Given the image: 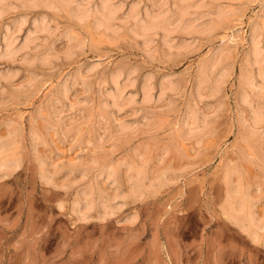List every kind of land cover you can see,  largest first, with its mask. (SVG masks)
<instances>
[{
	"label": "rangeland",
	"instance_id": "obj_1",
	"mask_svg": "<svg viewBox=\"0 0 264 264\" xmlns=\"http://www.w3.org/2000/svg\"><path fill=\"white\" fill-rule=\"evenodd\" d=\"M125 1L124 12L130 0ZM152 1L156 7L161 3L160 7L168 6L171 10L175 5L190 0H172L174 6L170 4V0H156V3ZM263 1L217 0L218 5L229 9L230 15L215 25L210 33L204 31L200 35L196 34L191 37L193 41L188 38V44H194V47L192 44L189 46L191 50L187 47L185 50L189 49L188 51L181 50L170 55L161 47L163 45L160 44L159 37L149 46L141 47L140 38H134L128 32L130 30H126L127 27L118 28L120 31L110 34L99 29L96 31L91 18L75 24L64 11L40 7L35 8L38 11L19 10L17 7L0 16V36L5 25L11 27L17 17L27 16L25 27L22 26L17 34L19 41L31 27L33 18H39L40 15L47 17L45 23H50L47 25L48 32L38 33L42 36H36L38 41L35 40L34 45L41 44L39 47L43 51L44 46L48 43L50 45L52 41L51 52L59 56V59L53 58V62L50 61L47 65H41L37 61L29 65L24 61L20 62L26 56L24 52H20V56L16 55L13 61L7 63L8 66L4 65L6 62L0 63L3 65H0V71L15 68L12 71L17 74H14L16 77L12 76L14 79L11 77L13 80H0L3 87L2 89L0 85V147L4 142L12 141L13 147L6 153L14 154L17 159L20 157V166L16 172L0 181V264H264L263 248L252 244L230 221H225L222 209L219 210L228 188L226 184L230 181L235 187L243 185L245 190L251 187L247 190L250 198L256 202L261 197L255 203V213L260 216L264 213V122L258 123L259 126L254 122L256 127L249 123L250 117L253 119L252 108L246 105L243 107L244 103L241 105L239 96L244 88L241 80L244 79L246 69H250L247 57L248 32L264 9ZM143 3L149 4L147 1ZM215 5L216 3L213 4ZM71 34L75 38L85 39V44L79 50H74L76 55L73 53L68 59L64 52L71 44ZM43 35L46 40H42ZM226 36L228 37L225 38ZM34 45L29 49H33ZM25 51L29 52L28 49ZM149 51L151 54L147 53ZM219 52L228 68V77L219 93L200 99L201 95L198 97L195 94L197 89L193 88V85L197 88L200 66L208 61L211 53L214 55ZM91 62L99 63L97 66L95 63L92 65L95 70L90 67ZM241 67H244V73ZM132 70H135L133 78L129 79L133 81V85L124 90L120 99L121 106L127 107L123 106L122 110H118L121 106L118 105V108L113 105L109 95L110 91L114 92V87L110 84L111 78L116 71H120L121 83L126 79L124 74L127 71V75L132 76ZM142 75H146L145 78L149 76L152 85L150 93L153 100L146 103L140 96L145 79H142ZM159 76L171 79L175 85L174 90L159 95L157 85L163 80L158 79ZM62 88L64 91L67 89L65 98H61L64 92ZM259 89L263 90L255 88L264 96V90L261 92ZM128 92L133 97L126 96L129 95ZM54 96L56 98H52ZM105 97H109V100ZM135 97L137 99L133 100ZM57 100L60 102H56ZM190 109L193 113L189 112ZM183 113L187 116L183 117ZM78 119L81 121L79 124ZM60 122L71 126L68 129ZM91 123L93 124L90 125ZM120 125L124 126L122 129L125 131H122ZM183 126L189 130L184 131ZM118 128L121 129V134ZM102 131L106 133L103 135ZM114 131L119 133L115 134ZM107 132H111V135ZM102 135L104 141L98 145L97 137ZM112 136L116 137L111 138ZM254 144L258 148H254ZM259 154L262 161L257 159ZM68 165H71L72 170ZM40 172L46 176L50 174L53 179L49 175L46 178L48 182L39 181L37 175ZM226 173L228 176L230 174L229 181ZM225 178L227 182H224ZM135 180L145 188L143 198L134 199L130 196L134 189L140 187ZM149 182L155 186L154 189L150 188L152 185ZM155 183H158L157 187ZM54 184L56 187H53ZM230 184L228 186L233 187ZM81 189L84 193L80 192ZM126 192L128 198L123 200L122 196H126ZM78 194L87 196L88 202L94 205L93 211L91 209L89 212L90 219L88 216L86 220H77V215H73L69 209L80 198ZM115 195H121L122 201L118 196L117 201ZM100 199L102 203L104 201L103 204L109 200L113 204L117 202L116 208H119L118 203L123 207L117 209V213L114 211L115 214L109 218L100 220L96 213V208L101 205ZM60 203L62 207L59 209ZM130 214L133 216L132 221H122L123 217L131 218Z\"/></svg>",
	"mask_w": 264,
	"mask_h": 264
},
{
	"label": "bare ground",
	"instance_id": "obj_2",
	"mask_svg": "<svg viewBox=\"0 0 264 264\" xmlns=\"http://www.w3.org/2000/svg\"><path fill=\"white\" fill-rule=\"evenodd\" d=\"M144 1H147V3L149 2V4H145L143 3ZM162 1V0H161ZM164 1V0H163ZM167 1V0H165ZM178 1V0H176ZM181 1V0H180ZM187 1V0H186ZM126 1L125 0H0V16H2L3 14L9 12L11 9H17V7H19V10L20 8L22 9H30V10H33L35 11L36 7H40V8H44L46 10H49V9H52L54 11H64L68 14L69 16V19H71L73 21V23H80L82 21H85L86 19H92L93 20V29H95L97 31V29L102 30L103 32H109L110 33H114L118 30V28L120 29L121 27H127L128 29L126 30H130L128 31L134 38L135 37H138L140 38L139 41L141 40V47L142 46H149L151 43H154L152 42L154 39H157V37H159L160 39V44L163 45L161 47H164L163 49H165L166 53L167 54H177L179 53L181 50H185L187 47L189 48V46H191V44L193 43H189L188 44V41L189 39L188 38H191L193 37L194 35L196 36L197 35H200L202 34L204 31L206 32H209L213 29V27L221 22H223L229 15H230V11L229 9L227 8H224L223 6H220L218 5L217 3V0H190L188 2H185L181 5H175V7L173 9H168V6L166 7H160V4H159V7H156L153 3L152 0H130L129 4L127 5V8H126V11L124 12L123 9L125 7V3ZM128 2V0H127ZM154 2L156 3V0H154ZM168 2V1H167ZM170 4L172 3V0L169 1ZM182 2V1H181ZM221 2V1H220ZM141 3H143L142 5H140ZM166 3V2H165ZM175 3V2H174ZM178 3V2H177ZM216 3L215 6H213V4ZM262 3V2H261ZM158 4V2H157ZM173 4V3H172ZM179 4V3H178ZM259 4V3H258ZM263 4H264V1H263ZM262 4V5H263ZM164 4H162L163 6ZM167 5V4H166ZM233 5V4H232ZM174 6V4H173ZM256 6V5H255ZM172 7V6H171ZM32 8V9H31ZM170 8V7H169ZM253 8V7H252ZM15 9V10H16ZM35 9V10H34ZM263 9V8H262ZM11 10V11H12ZM39 10V9H38ZM36 10V11H38ZM42 10V9H41ZM250 10V9H249ZM43 11V10H42ZM20 12V11H19ZM26 12V11H25ZM29 12V10H28ZM237 12V11H236ZM10 13V12H9ZM24 13V11L22 12ZM27 13V12H26ZM19 14V13H18ZM45 14V13H44ZM48 14V13H46ZM61 14V13H60ZM246 14V13H245ZM256 14H259V13H256ZM16 15V14H15ZM20 15V14H19ZM32 15V13H31ZM40 15V14H38ZM43 15V14H42ZM50 15V14H49ZM52 15V14H51ZM62 15V14H61ZM232 15V14H231ZM255 15V14H254ZM31 17V16H29ZM39 18H33L32 20V24H31V27L29 28V30L27 31L26 30V33L23 35L24 37H21V40L19 41L17 39V34L21 31L22 29V26H24V24L26 23V19H27V16L25 17V15H21L19 17L14 18L16 19L13 23V25L11 27H6V25L4 26L5 29L3 30L1 36H0V63H2L1 61L3 62H6V64L4 63V65H7L8 62H11L13 61V59H15V56H20L18 53L20 52H24L26 54V56H24V58L20 61H24L26 62L27 64L29 65H32L34 64V62H40L41 65L42 64H48L50 61H52L51 59L55 58L54 60H57L59 59L55 54H52L51 52V48L53 47L52 45V41L50 42L52 45V47L49 45H45L44 46V50L41 51V48L39 47L41 44L38 43L39 46H37L36 44L34 45L35 43V40L38 41L36 38V36H38L39 34H42L44 31H47L48 29V26L50 23L46 22L45 23V20L47 19V17L45 18V16H38ZM66 17V16H65ZM64 17V18H65ZM254 17V16H253ZM4 18V17H3ZM50 19V18H49ZM234 19V18H232ZM256 19V18H255ZM13 20V18H12ZM66 20V19H65ZM70 20V21H71ZM31 21V19H30ZM49 21V20H48ZM51 21V20H50ZM11 23V22H10ZM11 23V24H12ZM10 24V25H11ZM71 23H69L70 25ZM2 25V24H1ZM27 25V24H26ZM91 25V26H92ZM249 25V24H248ZM251 25V24H250ZM75 26V25H74ZM90 26V27H91ZM25 27V26H24ZM53 27V25H52ZM51 27V29H52ZM72 27V26H71ZM77 27V26H76ZM95 27V28H94ZM3 28V27H2ZM27 28V27H26ZM50 28V27H49ZM56 28V27H55ZM78 28V27H77ZM66 29V28H65ZM64 29V30H65ZM74 29V28H73ZM224 29V28H223ZM234 29V28H233ZM238 29V28H237ZM50 30V29H49ZM53 30V29H52ZM50 30V31H52ZM86 30V29H84ZM88 30V29H87ZM94 30V31H95ZM231 30V29H230ZM56 31V30H55ZM67 31V30H66ZM98 31V32H99ZM120 31V30H118ZM48 32V31H47ZM54 32V30H53ZM52 32V33H53ZM61 32V31H60ZM85 32V31H84ZM204 32V33H205ZM216 32V31H215ZM218 32V31H217ZM222 32V31H221ZM39 33V34H38ZM57 33V32H56ZM63 33V32H62ZM66 33V32H65ZM101 33V32H100ZM128 33V34H129ZM228 33V32H227ZM37 34V35H36ZM48 34V33H47ZM49 34L51 35V33L49 32ZM69 34V33H68ZM177 38L175 37L176 35ZM249 40H248V48H249V51L247 52L248 56L249 57V63L248 65L250 66V69H246V73L244 75V79L243 81L241 80V84L243 82V85L244 88H243V91L240 92L242 94L239 93V96L241 101H239V103L241 102V105L242 103H244L243 107L246 105V106H250L252 108V118L250 117L249 120H251L249 123H252L251 125L254 127H256V124L254 125V122L255 123H262V121L264 122V96H262L260 93H258L255 88H261L264 90V9L262 10V13L260 14L259 18L257 21H253L250 29H249ZM56 35V34H55ZM61 35V33H60ZM82 35V33H81ZM98 35V34H97ZM96 35V36H97ZM212 35V34H211ZM232 35V34H230ZM40 38L42 35H39ZM59 36V35H58ZM63 36V35H62ZM67 36V35H65ZM70 36V41H71V44H69L67 46V49L66 51L64 52V55L67 56L66 58H68V56H72L71 54L75 53L76 55V52H74V50H79L81 47L84 46L85 44V39H81V38H75L71 35ZM84 36V35H83ZM103 36V34H102ZM120 36V35H119ZM50 37V36H49ZM52 37V36H51ZM86 37V36H85ZM84 37V38H85ZM156 37V38H155ZM175 37V38H174ZM228 36H226L225 38H227ZM232 37V36H231ZM230 37V38H231ZM23 38V39H22ZM53 38L55 39V37L53 36ZM67 38V37H65ZM99 38V37H98ZM101 38V37H100ZM225 38H221V39H225ZM44 39V35H43V38L42 40ZM53 39V40H54ZM68 39V38H67ZM87 39V38H86ZM93 39V38H91ZM105 39V38H104ZM123 39V38H122ZM186 39V40H185ZM188 39V41H187ZM196 38L194 37V40ZM232 39V38H231ZM40 40V39H39ZM46 40V39H44ZM69 40V39H68ZM67 40V41H68ZM102 40V39H100ZM191 40L193 41V38H191ZM138 41V42H139ZM186 41V42H185ZM197 41V40H196ZM41 42V41H40ZM43 42V41H42ZM45 42V41H44ZM102 42V41H101ZM247 42V41H246ZM37 43V42H36ZM55 43V42H54ZM53 43V44H54ZM135 43V42H134ZM221 43V42H220ZM247 43V44H248ZM34 45V47H32L33 49H29V47H31V45ZM44 44V43H43ZM196 44V42H195ZM193 47H194V44H192ZM42 46V45H41ZM38 47L40 49H38ZM154 47V46H153ZM192 47V48H193ZM65 48V46H64ZM150 48V47H149ZM158 48V47H157ZM216 48V47H215ZM29 50V52L25 51V50ZM83 49V48H82ZM140 49V48H139ZM147 49V48H145ZM190 49V48H189ZM189 49L185 50V51H188ZM40 50V52H38ZM65 50V49H64ZM85 50V49H84ZM191 50V49H190ZM229 50V49H228ZM90 51V50H89ZM141 51V50H140ZM155 51V50H154ZM216 51V50H214ZM225 51V50H224ZM58 52V51H56ZM82 52V50H81ZM143 52V50H142ZM145 52V51H144ZM159 52V51H158ZM161 52V50H160ZM159 52V54H160ZM184 52V51H183ZM192 52V51H191ZM210 52V51H209ZM213 52V51H212ZM227 52V51H226ZM229 52V51H228ZM148 54L150 53L147 52ZM146 53V54H147ZM155 53V52H154ZM186 53V52H185ZM196 53V52H194ZM106 54V53H105ZM145 54V55H146ZM147 54V55H148ZM151 54V53H150ZM214 54V53H213ZM24 54H22V57H23ZM144 55V53H143ZM212 55V53L210 54ZM209 55V58L211 57ZM56 56V57H55ZM63 56V55H62ZM178 56V55H177ZM245 56V55H244ZM21 57V58H22ZM64 57V56H63ZM75 57V56H74ZM145 57V56H144ZM150 57V56H149ZM156 57V56H155ZM179 57V56H178ZM222 53H215L214 55H212V57L209 59H207L208 61L204 64H202L200 66V69H199V75H198V81H197V88H195L193 85V88L194 89H197L195 90L196 93L199 97L200 96V99L201 97H203V99L207 96H214L215 94L219 93L218 91L220 90V88H222V84H224V81L226 80V77H228V68L226 66V63L225 61L223 60L222 58ZM246 57V56H245ZM57 58V59H56ZM61 58V57H60ZM65 58V57H64ZM76 58V57H75ZM146 58V57H145ZM173 58V57H172ZM18 59V57H17ZM70 59V58H68ZM147 59V58H146ZM151 59V58H150ZM153 59V58H152ZM169 59V58H168ZM247 59V60H248ZM64 60V59H63ZM162 60H164V58H162ZM16 61V60H15ZM18 61V60H17ZM65 61V60H64ZM69 61V60H68ZM204 61V59H203ZM18 62V63H20ZM53 62V61H52ZM228 62V61H227ZM244 62V64H245ZM13 63V62H12ZM17 63V64H18ZM23 63V62H22ZM22 63L18 64V65H21L22 66ZM24 63V65L26 64ZM92 63V62H91ZM95 62H93L92 64H90V67L92 69L95 70L94 66L92 67V65L94 64ZM11 64V63H10ZM51 64V63H50ZM96 64V65H95ZM94 65L97 66L98 64L95 63ZM230 64V63H229ZM1 65V64H0ZM14 65V64H13ZM40 65V66H41ZM45 65V66H46ZM200 65V64H199ZM3 66V65H1ZM0 66V67H1ZM8 66V65H7ZM11 66V65H10ZM89 65H87L88 67ZM247 66V67H249ZM6 67V66H5ZM14 67V66H13ZM31 67V66H30ZM90 67L89 70H90ZM246 67V66H244ZM243 67V68H244ZM12 68V67H10ZM22 68V67H20ZM28 68V67H27ZM87 68V69H88ZM233 68V66H232ZM241 67V70L243 69ZM7 69V68H6ZM3 70V71H0V80H11L13 77H16L15 75V72L12 71L13 69L16 70L15 68L13 69H8V70ZM86 69V68H85ZM86 69V70H87ZM91 69V70H92ZM129 69V68H128ZM127 69V70H128ZM133 69V68H131ZM130 69V70H131ZM231 69V67H230ZM92 70V71H94ZM136 70V69H135ZM135 70H132L129 71L131 72V75L134 73L133 71ZM240 70V72H241ZM91 71V72H92ZM243 71V70H242ZM90 72V71H89ZM128 72V71H127ZM127 72H126V75L124 74V76H126L121 83H119V79L122 77V73L120 71H116L115 74L112 76V82L110 84L113 85V91L111 93L110 90H108V92L110 91V98H111V102L113 105H116L118 107V105L121 106V101L120 99H122V94H124V90L127 88V87H130L133 85V81L130 80L133 78V75L130 76L127 75ZM17 73V71H16ZM111 73V72H110ZM232 73V72H231ZM242 73V72H241ZM244 73V71H243ZM15 74V75H14ZM111 74V75H112ZM14 75V76H13ZM147 75V74H146ZM145 75V76H146ZM171 75V74H170ZM176 75V74H175ZM243 75H242V78H243ZM13 76V77H12ZM121 76V77H120ZM129 76V77H128ZM141 76V75H139ZM145 76L142 75V79L145 78ZM168 76V75H167ZM172 76V75H171ZM174 76V75H173ZM12 77V78H11ZM111 77V76H110ZM132 77V78H130ZM169 77V76H168ZM11 78V79H10ZM109 78V76H108ZM130 78V79H129ZM138 78V77H137ZM163 79L161 80V82L157 85V88L159 87V95H162L164 94L166 91H170V90H174V87L175 85L173 84L174 82L171 81V79H168L166 76H162L158 79ZM14 79V78H13ZM12 79V80H13ZM33 79V78H32ZM31 79V80H32ZM110 79V80H111ZM139 79V78H138ZM240 81V78H238ZM1 80V81H2ZM109 80V79H108ZM121 80V79H120ZM156 80V79H155ZM34 81V80H33ZM143 81V80H142ZM6 82V81H4ZM30 84L32 81H30ZM140 82V81H138ZM227 82V81H226ZM35 83V82H34ZM74 83V82H73ZM157 83V82H156ZM258 83V85L256 84ZM8 84V83H7ZM109 84V85H110ZM135 84V83H134ZM137 84V82H136ZM153 84V83H152ZM155 84V82H154ZM153 84V85H154ZM240 84V83H239ZM1 85V84H0ZM32 85V84H31ZM30 85V86H31ZM73 85V84H72ZM138 85V84H137ZM5 86V85H4ZM29 87V84L27 85ZM140 86V84H139ZM141 91L140 93H142V95H140L142 98V100L144 101V103H146L147 101L149 102V100H153L152 97H151V93L152 92V85H151V82H150V77H146L143 81V84L141 85ZM241 86V87H242ZM2 87V85H1ZM27 87V89H28ZM67 87V86H66ZM32 88V87H30ZM64 88V86H63ZM62 88V91H64V89ZM112 88V86H111ZM154 88V87H153ZM224 88V87H223ZM3 89V87H2ZM0 89V90H2ZM139 90V88H138ZM260 90V89H259ZM258 90V91H259ZM263 90H260L261 92H263ZM60 91V92H62ZM67 91V89H65V91L63 92V95H61V98L64 97V93ZM221 91V90H220ZM124 92V93H123ZM156 92V91H154ZM153 92V93H154ZM59 93V92H58ZM105 93V92H104ZM171 93V92H170ZM173 93V92H172ZM60 94V93H59ZM129 94V92H128ZM108 95V94H107ZM130 95V94H129ZM126 94V96L128 97H131V95L129 96ZM139 95V94H138ZM167 95V94H166ZM170 95V94H169ZM197 95H192V96H196ZM1 96V95H0ZM3 96V95H2ZM124 95V97H126ZM205 96V97H204ZM133 97V95H132ZM164 97V96H163ZM196 97H194L196 99ZM197 97V98H198ZM1 98V97H0ZM52 98H56V96L52 97ZM60 98V97H59ZM63 98V99H64ZM106 98V97H105ZM104 98V99H105ZM109 98V97H107ZM106 98V99H107ZM156 98V96H155ZM208 98V97H207ZM130 99V98H129ZM132 99V98H131ZM134 99H137L136 97L133 98ZM141 99L139 98V100L141 101ZM206 99V98H205ZM239 99V98H238ZM56 100V99H54ZM54 100H52V102H54ZM109 99H107L108 101ZM138 100V101H139ZM161 100V98H160ZM163 100V99H162ZM51 101V99H50ZM60 102V100H57L56 102ZM156 101V100H155ZM158 101V100H157ZM103 102V101H101ZM104 102H106L104 100ZM152 102V101H151ZM3 103V102H2ZM63 103V102H61ZM61 103H58L61 104ZM133 103V102H132ZM157 103V102H156ZM52 104V103H51ZM64 104V103H63ZM62 104V105H63ZM102 104V103H101ZM106 104V103H105ZM124 104V103H123ZM248 104V105H247ZM47 105V104H46ZM45 105V106H46ZM50 105V104H49ZM48 105V108L50 109ZM65 105V104H64ZM106 105H110V104H106ZM127 105V104H125ZM143 105V104H142ZM146 105V104H144ZM54 106V105H53ZM51 106V107H53ZM61 106V105H60ZM102 106H104V104H102ZM111 106V105H110ZM124 106V105H123ZM121 106L118 110H122V108H126L127 106ZM105 107V106H104ZM114 107V106H113ZM71 108V107H70ZM112 108V106H111ZM72 109V108H71ZM116 109V108H114ZM249 109V108H248ZM47 110V109H46ZM52 111V109H50ZM74 110V109H72ZM77 110V109H76ZM79 110V108H78ZM188 110V108H187ZM186 110V111H187ZM247 110V108H246ZM61 111V110H60ZM54 112V111H52ZM72 112V111H71ZM80 112V110H79ZM78 112V114H79ZM86 112V111H85ZM96 112V111H95ZM189 112H191V109L189 110ZM59 113V112H58ZM77 113V111L75 112ZM74 113V114H75ZM108 113V112H107ZM110 113V112H109ZM193 113V111L191 112ZM52 114V113H51ZM61 114V112H60ZM67 114V113H66ZM69 114V113H68ZM101 114V113H100ZM111 114V113H110ZM108 114V115H110ZM187 114V112H186ZM184 115L183 113V117H186L187 115ZM249 115H251L250 113H248ZM54 115H56L54 113ZM59 115V114H58ZM62 115V114H61ZM59 115V116H61ZM73 115V114H72ZM92 115V114H91ZM189 115V113H188ZM51 116V115H50ZM53 117V116H52ZM57 117V115H56ZM66 117V116H65ZM82 117H83V114H82ZM102 117H104L102 115ZM60 118V117H59ZM58 118V120H59ZM64 118V116H63ZM61 118V120L63 119ZM79 118V116H78ZM98 118H101L100 116ZM57 118H55V121H56ZM82 119V118H81ZM104 119V118H102ZM182 119V118H181ZM184 119V118H183ZM96 120V119H95ZM94 120V121H95ZM108 120V119H107ZM106 120V121H107ZM204 120V119H203ZM253 120V122H252ZM79 121V119H78ZM92 121V122H94ZM103 121V120H102ZM180 121V120H178ZM177 121V122H178ZM59 122V121H58ZM62 122H64L62 120ZM60 122V124L62 123ZM81 121L78 122V124L80 123ZM184 122V121H183ZM183 122H181L182 124H184ZM57 123V122H56ZM77 123V122H76ZM83 123V122H82ZM86 123V122H85ZM105 123H108V122H105ZM151 123V122H150ZM63 124V123H62ZM93 123H91L90 125H92ZM98 124V123H97ZM100 124V123H99ZM98 124V125H99ZM103 124V123H102ZM124 123H122L123 125ZM148 124V123H147ZM71 126V124H69ZM68 125V126H69ZM74 125V124H73ZM76 125V124H75ZM84 125V124H83ZM96 125V124H95ZM116 124H114L115 126ZM127 125V124H126ZM125 125V126H126ZM150 125V124H149ZM148 125V126H149ZM185 125V124H184ZM250 125V126H251ZM59 126V125H58ZM63 126H67V125H64ZM67 126V127H68ZM78 126V125H77ZM81 126V125H80ZM113 126V127H114ZM129 126V125H127ZM259 126V124L257 125ZM261 126V124H260ZM264 126V124H263ZM93 127V126H92ZM104 127V125H103ZM121 127V125L119 126ZM154 127V126H153ZM182 127V126H180ZM185 126H183V129H184ZM70 127H68L69 129ZM101 128V127H100ZM124 128L121 127V129ZM126 128V127H125ZM147 128V127H145ZM152 128V127H151ZM194 129L196 127H193ZM193 128H190L191 130ZM250 128V127H249ZM64 129V128H63ZM67 129V128H66ZM97 129V128H96ZM105 129V127H104ZM110 129V128H109ZM117 129V128H116ZM120 131V134H121V129L118 128ZM129 129V128H128ZM188 129V128H186ZM184 129V131L186 130ZM65 130V129H64ZM95 130V129H94ZM108 130V129H107ZM105 130V131H107ZM113 130V129H112ZM125 131V129H122V131ZM189 130V129H188ZM187 130V131H188ZM93 131V129H92ZM97 131V130H96ZM95 131V132H96ZM99 131V130H98ZM104 131V132H105ZM130 131V129L128 130ZM183 131V130H182ZM186 131V133H187ZM194 131V130H193ZM196 131V130H195ZM9 132V131H8ZM14 134H15V131H13ZM67 132V131H66ZM70 132V130H69ZM77 132V130H76ZM103 132V131H102ZM104 132H103V135H104ZM115 132V131H114ZM118 132V131H116ZM115 132V134H116ZM118 132V133H119ZM181 132V131H179ZM97 133V132H96ZM106 133V132H105ZM113 133V131H112ZM191 133V132H190ZM13 134V135H14ZM102 134V133H101ZM107 134L111 135V132H107ZM118 134V135H120ZM180 134V133H179ZM181 134H183V132H181ZM194 134V133H192ZM191 134V135H192ZM12 135V134H11ZM66 135V133H65ZM98 135V134H97ZM101 136V137H97L98 138V145L99 143L103 140V137L104 136ZM184 136L186 134H183ZM7 136V135H6ZM34 136V135H32ZM92 136V135H91ZM188 136V135H187ZM10 137V136H9ZM12 137V136H11ZM70 137V136H69ZM116 137V136H115ZM115 137H111V138H115ZM183 137V136H182ZM192 137V136H191ZM32 138V137H31ZM184 138V137H183ZM190 138V137H189ZM187 138V139H189ZM18 139V138H17ZM94 139V137H93ZM8 140V139H7ZM10 140V139H9ZM13 140V139H12ZM2 141V140H1ZM6 141V140H5ZM95 141V140H94ZM92 141V143L94 142ZM104 141V140H103ZM32 142V141H31ZM105 143V142H103ZM101 143V144H103ZM95 144V143H94ZM257 144V143H256ZM254 144V148H258L256 147L257 145ZM35 145V144H34ZM93 145V144H92ZM259 145V144H258ZM261 145V143H260ZM13 147V142L12 141H7L6 143L4 142L3 145H1L0 147V181L4 178V177H10L11 174L13 172H16L17 168H19V158L17 159V157H14L13 155L9 154V153H6L8 152L9 150H11V148ZM93 147H97V146H93ZM100 147V146H98ZM253 147V146H252ZM94 149V148H93ZM261 151H263L262 149H260ZM134 151V150H133ZM259 150H257L258 152ZM260 151V152H261ZM137 152V151H136ZM259 152V153H260ZM254 153V152H253ZM264 153V152H263ZM256 154V151L255 153ZM258 154V153H257ZM18 155V154H16ZM262 155V153H261ZM260 154L258 155L259 157H257V159L260 158L261 156ZM264 155V154H263ZM19 160V161H18ZM91 160H93L91 158ZM263 159L260 158V161H262ZM40 161V159H39ZM259 161V160H258ZM259 161V162H260ZM91 162V161H90ZM39 163V162H38ZM43 163V161H42ZM264 163V162H263ZM41 164V163H40ZM76 164V163H75ZM75 164H71L73 166H75ZM43 165V164H41ZM70 165V166H71ZM78 166V164H76ZM80 165V163H79ZM132 165V164H131ZM68 165V167L72 170V168ZM75 166V168L77 167ZM117 166V165H116ZM121 166V164H120ZM119 166V167H120ZM134 167V166H133ZM40 168V166H39ZM42 168V167H41ZM68 168V169H69ZM75 168L74 171L76 170ZM81 168H82V165H81ZM130 168V167H129ZM111 169V168H110ZM118 169V168H117ZM39 170H42V169H39ZM71 170H68L71 171ZM78 170V169H77ZM84 170V168H83ZM114 170V169H113ZM112 170V171H113ZM46 171V170H45ZM82 171V170H81ZM106 171V170H104ZM109 171V170H108ZM117 171V170H116ZM229 171V170H228ZM43 172H44V168H43ZM43 172H40L38 173V177L41 179H39V181H46L48 182V179H46L48 176L45 175V173ZM72 172V171H71ZM69 172V173H71ZM100 172V171H99ZM111 172V170H110ZM226 172V171H225ZM231 172V171H230ZM229 172V173H230ZM47 173V172H46ZM73 173V172H72ZM98 173V172H97ZM103 173V172H102ZM101 173V176H103V174ZM108 173V172H107ZM233 173V172H231ZM48 174V173H47ZM110 174V173H108ZM108 174H107V177H108ZM134 174V173H133ZM137 175V173H135ZM227 176H228V173H226ZM96 176V175H95ZM230 176V174H229ZM229 176L227 177L228 181L230 180L229 179ZM83 177V176H81ZM110 177V175H109ZM111 177L113 178V175H111ZM133 177V176H131ZM162 177V176H161ZM50 178L53 179L50 175ZM49 178V180H51ZM101 178V177H100ZM98 178V179H100ZM103 178V177H102ZM137 178L138 175H137ZM136 178V179H137ZM158 178V177H157ZM232 178V177H230ZM238 178V177H237ZM240 178V177H239ZM97 179V180H98ZM131 180V178H129ZM105 180V179H104ZM109 179L107 178V181ZM114 180V179H113ZM137 180H140V179H137ZM136 181V184H138L139 182ZM155 180V179H154ZM159 181V179H157ZM226 178L224 179V182L226 181ZM232 180V179H231ZM53 181V180H52ZM132 181V180H131ZM134 181V182H135ZM50 182V181H49ZM97 182V181H95ZM115 182V181H114ZM133 182V184H135ZM141 182V181H140ZM160 182V181H159ZM235 182V181H234ZM237 182V181H236ZM235 182V183H236ZM240 182V181H239ZM244 182V181H243ZM54 183V181H53ZM112 183V182H111ZM150 183V182H149ZM149 183L147 185V187L149 186ZM242 183V182H241ZM46 184V183H45ZM52 184V183H51ZM50 184V185H51ZM98 184V183H97ZM145 184V183H144ZM152 186L153 184L150 183ZM161 184V183H159ZM230 184V181L228 184H226L225 186L228 187L226 190H225V194H224V198H223V203L221 204L222 205V208L219 206V210L222 209L223 211V214L222 216L224 215L225 218H223L225 221L227 219V221H230L231 224H233L236 228H238V230L240 231L239 233H243L247 239L252 242V244H258L260 245V247L263 248L264 250V213L260 215H257V213H255V210L256 208L254 207L255 206V203L257 204L258 203V200L261 198L258 199V197H256V199H258L256 202H254L253 199H251L249 196V193H248V189L250 190V188L246 185V188L247 190H245V187L243 189V185H241L242 187H238L239 185H236L237 187L233 186L235 185L234 183L230 184V186L232 185L233 187H229L228 185ZM239 184V183H237ZM244 184H248V183H244ZM48 185V184H47ZM112 185V184H111ZM156 185V183H155ZM158 185V183H157ZM156 185V187H157ZM52 186V185H51ZM63 186V184H62ZM130 186V185H129ZM131 186H132V183H131ZM138 186H140L138 184ZM137 186V187H138ZM150 186V188H155V186ZM160 186V185H159ZM53 187H56L55 184L53 185ZM133 187V186H132ZM131 187V188H132ZM146 187V186H145ZM147 187H146V190H147ZM61 188V186L59 187ZM63 188V187H62ZM257 189V187H255ZM260 188V187H258ZM83 189V188H82ZM81 189V190H82ZM98 189V188H97ZM152 190V189H151ZM259 190V189H258ZM80 191V190H79ZM78 191V192H79ZM94 191V190H93ZM102 191V190H101ZM131 191V189L129 190ZM128 191V192H129ZM149 191V190H148ZM252 191V190H251ZM80 192H83L80 191ZM95 192V191H94ZM128 192H126L125 194H127ZM145 192V188L140 186L136 189L133 190V192L130 194L131 198L133 197L134 199L137 198V197H142V195L144 194ZM248 194H247V193ZM84 193V192H83ZM96 193V192H95ZM106 193V192H105ZM255 194H257V191L254 192ZM254 193L252 192V194L254 195ZM87 194V193H86ZM107 194V193H106ZM118 194V193H117ZM123 194V193H122ZM260 194V192L258 191V195ZM253 195H252V198H253ZM78 196L80 197L78 200H75L72 204V207H70L69 209L72 210V212L74 213L73 215H77V220H86L88 218V216L90 215L89 212L90 210L92 209L93 211V206L91 203H89L85 197L84 194H82L81 196L78 194ZM120 198V200L122 201V199H126V197L128 198V194L124 197L122 196V199H121V195H115V198L117 201H118V197ZM261 196V194H260ZM263 197V196H262ZM88 198V197H87ZM130 198V197H129ZM143 198V197H142ZM255 198V196H254ZM123 199V200H124ZM141 199V198H140ZM87 200V201H86ZM91 200V199H90ZM94 200V198L92 199ZM96 200V199H95ZM99 200V199H98ZM102 200L100 199L99 202H101ZM120 201V202H121ZM92 202V201H91ZM96 202V201H95ZM116 202V201H115ZM94 203V202H93ZM104 203V201H103ZM101 202V205H98V207L96 208L98 212L97 213V217L98 219L100 218V220H104L106 217L109 218V216L113 215V213L115 214L114 211H116L117 209H121L123 207L122 204L118 203L119 208H116V203L113 204V202H108L105 204H103ZM62 203H60L58 206V208L60 209V206H61ZM124 204V203H123ZM122 205V206H121ZM62 207V206H61ZM95 208V207H94ZM255 208V210H254ZM99 209V210H98ZM119 211V210H117ZM116 211V213H117ZM221 211V213H222ZM257 212V211H256ZM72 214V213H71ZM92 215V214H91ZM131 215V214H130ZM221 215V214H220ZM127 216V215H126ZM135 216V215H134ZM91 216H89L88 219H90ZM128 217V216H127ZM127 217H123L122 221L123 220H128L127 222L132 221L133 220V216L131 215V218L129 216L128 219H126ZM76 218V217H75ZM135 218V217H134ZM92 219V218H91ZM96 219V218H95ZM96 219V220H98ZM121 221V222H122ZM125 222V221H124ZM228 223V222H227ZM230 224V225H231Z\"/></svg>",
	"mask_w": 264,
	"mask_h": 264
},
{
	"label": "crops",
	"instance_id": "obj_3",
	"mask_svg": "<svg viewBox=\"0 0 264 264\" xmlns=\"http://www.w3.org/2000/svg\"><path fill=\"white\" fill-rule=\"evenodd\" d=\"M241 242L243 243V239H241ZM246 242V241H245ZM252 249L254 248V247H251Z\"/></svg>",
	"mask_w": 264,
	"mask_h": 264
}]
</instances>
